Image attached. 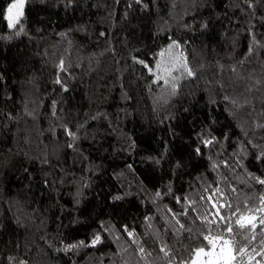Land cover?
I'll return each instance as SVG.
<instances>
[{
  "label": "trees",
  "instance_id": "16d2710c",
  "mask_svg": "<svg viewBox=\"0 0 264 264\" xmlns=\"http://www.w3.org/2000/svg\"><path fill=\"white\" fill-rule=\"evenodd\" d=\"M10 2L0 264H187L210 232L264 264V0Z\"/></svg>",
  "mask_w": 264,
  "mask_h": 264
},
{
  "label": "snow or ice",
  "instance_id": "6c2138e0",
  "mask_svg": "<svg viewBox=\"0 0 264 264\" xmlns=\"http://www.w3.org/2000/svg\"><path fill=\"white\" fill-rule=\"evenodd\" d=\"M24 5H25V0H11V3L7 5V9H6V12H4V16L7 19L9 28H13L19 21V18L24 15V11H23ZM20 30L23 31V24H20ZM178 44H179L178 41L173 40L168 45V49H172L174 45H178ZM249 50H251V48ZM133 59H137V57H133ZM139 62L141 64H145L144 60H140ZM168 64L169 66L164 67L162 69L166 76H172L173 69H177V70L182 69V71L186 72L188 76L195 75V72L188 65L187 59L186 57H183L182 53L174 57L171 61L168 62ZM160 67H161L160 62H157V68H160ZM148 70L149 72L152 71L150 67ZM159 78L160 77L157 76V79ZM176 79H177L176 76H172V81H173L172 88L173 89L177 87V84L174 82ZM167 83H169V81L165 79V84ZM68 134L75 136V133L71 131H69ZM213 139H215V137H213ZM204 143L207 144L209 143V141L205 140ZM196 151L199 152V148H197ZM260 158H261L260 156L257 157V159H260ZM249 175H252V173H249ZM255 178L259 180L261 183H264V177H255ZM261 203L264 204V201H262ZM236 211L239 212L240 209L237 208ZM217 215L220 220H224L226 222L224 231L231 233L232 232L231 223L228 222L227 217H224L219 214L218 206H217ZM201 219L207 220V217H201ZM254 220H255V217L251 215L250 213L247 215L241 214L239 218L236 220V223L240 225L241 227H244L245 225H251L252 227H255V224L253 223ZM124 227H125V231H128L127 226L125 225ZM128 234L131 236L133 232L129 231ZM100 240H101V236L97 232L93 234L91 243L96 244ZM205 240H207L209 247L207 249L205 247H197L195 249V255L191 261V264H234L233 243L230 240V238L224 236L223 233L212 234L210 232L208 235L205 236ZM78 243L80 245H83L84 241L81 240ZM67 247L71 248V247H74V245L69 244L67 245ZM140 251H143V249L141 248ZM239 251L243 252L244 249L240 248ZM249 258L251 259V257Z\"/></svg>",
  "mask_w": 264,
  "mask_h": 264
},
{
  "label": "rangeland",
  "instance_id": "374dc122",
  "mask_svg": "<svg viewBox=\"0 0 264 264\" xmlns=\"http://www.w3.org/2000/svg\"><path fill=\"white\" fill-rule=\"evenodd\" d=\"M251 215H253L254 217L256 216L255 214H251ZM228 238H230V237H228ZM230 240H231V238H230ZM233 255H234V264H245L244 258L236 252L234 246H233ZM191 261L189 263H187V264H191Z\"/></svg>",
  "mask_w": 264,
  "mask_h": 264
}]
</instances>
